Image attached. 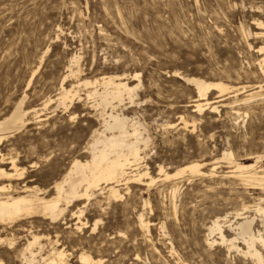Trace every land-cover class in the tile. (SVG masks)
Masks as SVG:
<instances>
[{
    "label": "rangeland",
    "instance_id": "374dc122",
    "mask_svg": "<svg viewBox=\"0 0 264 264\" xmlns=\"http://www.w3.org/2000/svg\"><path fill=\"white\" fill-rule=\"evenodd\" d=\"M256 21L264 23V0H0V121L23 98L25 114L24 126L0 144V169L13 176H0V187L55 198L54 186L72 163L90 159L112 111L136 123L141 143L147 141L137 169L149 171L152 184L122 185L118 201H107L104 191L67 208L55 224L30 220L58 238L57 248L72 255L69 264L92 243H103L91 253L105 264H256L241 240L240 252L217 235L210 238L216 244L207 243L215 220L230 240L246 217L264 238V213L256 211L264 209V186L244 182L226 159L231 154L264 172V70L257 53L264 41L255 37ZM104 78L123 79L134 89L132 102L98 106L100 97L91 93L103 92ZM183 78L230 90L220 102L217 92L208 94L213 112H192L198 95ZM61 86L77 93L67 109L57 108ZM192 163L202 165V174L165 179ZM78 221L99 229L75 232ZM5 247L0 263L19 264ZM255 247L264 257V247Z\"/></svg>",
    "mask_w": 264,
    "mask_h": 264
},
{
    "label": "bare ground",
    "instance_id": "6f19581e",
    "mask_svg": "<svg viewBox=\"0 0 264 264\" xmlns=\"http://www.w3.org/2000/svg\"><path fill=\"white\" fill-rule=\"evenodd\" d=\"M254 27L260 30L255 37L261 38L264 41V23L256 21ZM257 53L261 56L263 55L259 65L264 70V46L258 48ZM70 74H72V71H70ZM183 80L196 89L198 99L194 101L195 106L194 111H192L196 113H200V111L202 113L206 110L213 112L215 110L214 102L207 101L206 97H208L209 93L212 91L217 92L220 98L217 102H220L224 96H227L230 90L227 85L221 82L212 84V82H206L197 78H183ZM90 85L91 83L85 82V86ZM102 86V93L98 94L97 91H94L90 95L100 97L98 106L103 109L111 107L114 110L123 103L124 97H127L132 102L134 89L129 87L126 82H123V79L114 80L109 78L105 80L104 78ZM71 93L73 92L66 91L61 86V92L56 99L58 102L57 108L63 106L67 109L68 104H72L71 102L77 97V93L72 96ZM23 100L24 98L10 116L0 121V144L9 135L19 131L24 126L23 118L25 114L21 108ZM115 104L117 106H114ZM112 112L105 115L106 117L103 119V131L96 132L98 133V137L93 140L89 147L90 159L85 162L75 160L72 163L62 182L54 186L55 198L53 197L48 200L39 198V195L29 193L27 190L17 193L11 185L0 187V245L5 244V248L12 251L15 258L19 260V264H69V258L72 256L71 254L67 255V252L64 250L57 248L59 246L58 238L54 237V239H50L48 235L45 236L42 233V225L30 220L40 218L52 224L57 222L64 211L73 204L89 202L95 198V195H102L104 191H106L107 201H118L122 198L117 189L118 187L135 183L139 184L144 179H148L150 184L153 183L149 171L139 172L137 169L144 159L141 157L140 144L145 145L147 143L146 140L141 143L139 126L136 123L129 125L130 121L128 119L120 116V114L114 115ZM107 133H109V136ZM226 157L229 164L232 165L233 172L235 174L238 173L244 182L264 186V172H253L255 170L254 165H245L242 162H237L232 159L231 154H228ZM11 163L10 165L14 167V163ZM256 163H258L257 160ZM201 166L198 163L186 165L176 170L174 174H165V179L176 178L185 173L200 175L202 174L200 172ZM8 173L0 169L1 177L12 178L13 176ZM102 185L105 188H101ZM256 211L259 214L264 213V209L261 207H258ZM241 220L234 229L236 236L230 240L226 239L223 227L219 224L218 220H215L208 228L207 243L209 246L216 244V240H211L210 238L217 235V240L221 245H227L229 250L233 249L240 252L235 244L241 240L244 246H246L245 254L249 255L256 264H264V257L255 247L257 243L264 247V238L257 232L256 235L253 231V219L246 217ZM98 224L95 222L92 227H88L86 223L82 224L78 221L71 227H74V231L78 233L84 229H90L93 234L99 229ZM139 224L146 232L149 231L148 225L141 218L139 219ZM162 231H164V228H162ZM119 236L123 237L122 234ZM102 244L92 243L91 248L89 247L88 250H81L79 248L81 251H79L80 253L78 252V256L76 255V263L105 264L106 260L104 258L95 259L91 253L92 248H100Z\"/></svg>",
    "mask_w": 264,
    "mask_h": 264
}]
</instances>
